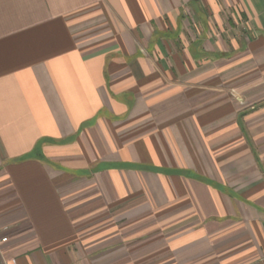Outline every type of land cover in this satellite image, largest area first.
<instances>
[{"label":"crops","instance_id":"0c3cea01","mask_svg":"<svg viewBox=\"0 0 264 264\" xmlns=\"http://www.w3.org/2000/svg\"><path fill=\"white\" fill-rule=\"evenodd\" d=\"M0 235V264H264V0H0Z\"/></svg>","mask_w":264,"mask_h":264},{"label":"rangeland","instance_id":"374dc122","mask_svg":"<svg viewBox=\"0 0 264 264\" xmlns=\"http://www.w3.org/2000/svg\"><path fill=\"white\" fill-rule=\"evenodd\" d=\"M231 26V24H229L228 23V26ZM238 23H236V24H234V26L232 25V27H231V29H226V31H227V33L228 32H231V33H234L236 36H239V33H243L244 31L242 30V31H239L238 29ZM230 94H231V96H237L239 93H238V91L237 90H234V89H231L230 91Z\"/></svg>","mask_w":264,"mask_h":264},{"label":"built area","instance_id":"2783aa9c","mask_svg":"<svg viewBox=\"0 0 264 264\" xmlns=\"http://www.w3.org/2000/svg\"><path fill=\"white\" fill-rule=\"evenodd\" d=\"M7 241V238L6 237H2L1 235H0V242H6Z\"/></svg>","mask_w":264,"mask_h":264},{"label":"trees","instance_id":"16d2710c","mask_svg":"<svg viewBox=\"0 0 264 264\" xmlns=\"http://www.w3.org/2000/svg\"><path fill=\"white\" fill-rule=\"evenodd\" d=\"M37 154H39V150L38 149L33 151V156L37 155Z\"/></svg>","mask_w":264,"mask_h":264}]
</instances>
